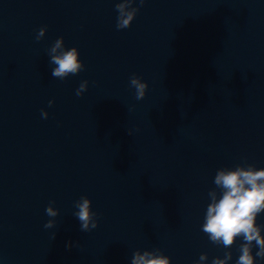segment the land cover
<instances>
[{"label":"water","instance_id":"1","mask_svg":"<svg viewBox=\"0 0 264 264\" xmlns=\"http://www.w3.org/2000/svg\"><path fill=\"white\" fill-rule=\"evenodd\" d=\"M118 2L0 0V264H131L157 249L171 264L231 250L236 264L242 238L225 249L202 225L220 168H264V0H137L122 30ZM60 37L84 64L63 80L48 54Z\"/></svg>","mask_w":264,"mask_h":264},{"label":"clouds","instance_id":"2","mask_svg":"<svg viewBox=\"0 0 264 264\" xmlns=\"http://www.w3.org/2000/svg\"><path fill=\"white\" fill-rule=\"evenodd\" d=\"M137 0H119L116 3L118 30L131 27L140 8L134 7ZM145 0H139L142 6ZM47 27L38 30L37 41L44 38ZM51 64L55 65L52 76L59 79H66L70 75L78 74L84 64L80 59V51L76 47L70 49L65 47L63 37L55 40L48 50ZM89 82L83 81L76 90L77 96H82L88 89ZM130 86L133 87L137 100H142L149 87L148 83L141 77L133 75L130 79ZM54 101H49L51 107ZM42 118L47 119L49 113L42 110ZM213 183L216 188L209 191L210 203L207 206L202 231L214 244L221 245L225 249H231L238 238L243 242L238 246L239 252L236 264H256V258L264 259V225L257 223L258 216L264 212V168L257 169L253 165H238L235 168H220ZM52 204L46 208V214L55 218L59 215V209ZM77 211L75 216L80 222L81 231H91L98 227V213L92 210V200L82 196L76 201ZM55 219H50L45 228H53L56 225ZM55 237V234H53ZM258 248L253 255V246ZM68 249L74 247L71 241L66 245ZM233 258L231 250L227 251L224 258L216 257L212 264H229ZM208 260L207 253L200 256L196 264H204ZM131 264H171V258L164 255L161 250H137L132 258Z\"/></svg>","mask_w":264,"mask_h":264}]
</instances>
